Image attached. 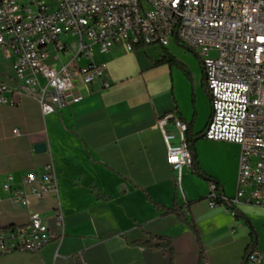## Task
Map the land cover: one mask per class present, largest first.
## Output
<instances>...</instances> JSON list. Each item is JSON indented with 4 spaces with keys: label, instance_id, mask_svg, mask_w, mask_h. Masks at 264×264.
Wrapping results in <instances>:
<instances>
[{
    "label": "crops",
    "instance_id": "0c3cea01",
    "mask_svg": "<svg viewBox=\"0 0 264 264\" xmlns=\"http://www.w3.org/2000/svg\"><path fill=\"white\" fill-rule=\"evenodd\" d=\"M92 59L107 63L102 77L56 113L43 115L32 95L0 104V179L20 185L53 162L65 216L59 242L53 195L28 209L0 190L4 227L26 225L35 209L55 234L38 251L0 253V264H245L250 248L264 255V206L211 208L212 181L168 162L157 120L171 113L188 122L198 166L226 194L237 190L240 146L203 137L212 106L201 58L173 40L95 47Z\"/></svg>",
    "mask_w": 264,
    "mask_h": 264
},
{
    "label": "built area",
    "instance_id": "2783aa9c",
    "mask_svg": "<svg viewBox=\"0 0 264 264\" xmlns=\"http://www.w3.org/2000/svg\"><path fill=\"white\" fill-rule=\"evenodd\" d=\"M177 41L202 60L212 115L203 137L236 143L237 190L223 192L211 182V208L264 206V0H0V50L12 58L13 75L0 79V104L32 95L43 115L83 98L107 69L92 59L95 47L111 50L135 44L166 47ZM85 60L86 62H82ZM168 162L180 172L193 167L189 124L175 114L157 120ZM18 132V130H15ZM7 199L28 209L46 194L58 201L56 239L65 236V216L53 162L27 172L20 185L0 179ZM55 236L46 217L29 212L24 226L0 221V253L38 251ZM245 264H259L255 248Z\"/></svg>",
    "mask_w": 264,
    "mask_h": 264
},
{
    "label": "trees",
    "instance_id": "16d2710c",
    "mask_svg": "<svg viewBox=\"0 0 264 264\" xmlns=\"http://www.w3.org/2000/svg\"><path fill=\"white\" fill-rule=\"evenodd\" d=\"M143 45H145V44L141 42V43H137V44H135V47H140V46H143ZM191 150H192V152H193V158H194V161H193V169H194V171H195L198 175H200L201 177H203V178H205V179H208V180H211V181H215L214 178H212L211 176H209L204 170H202V169L198 166V164H197L196 161H195L194 151H193V148H192V147H191ZM179 210H180L179 207H175V208H173L171 211L176 212V213H179ZM246 261H247V258H246Z\"/></svg>",
    "mask_w": 264,
    "mask_h": 264
},
{
    "label": "rangeland",
    "instance_id": "374dc122",
    "mask_svg": "<svg viewBox=\"0 0 264 264\" xmlns=\"http://www.w3.org/2000/svg\"><path fill=\"white\" fill-rule=\"evenodd\" d=\"M12 69V58L8 54H4L0 50V79L4 73Z\"/></svg>",
    "mask_w": 264,
    "mask_h": 264
},
{
    "label": "water",
    "instance_id": "95a60500",
    "mask_svg": "<svg viewBox=\"0 0 264 264\" xmlns=\"http://www.w3.org/2000/svg\"><path fill=\"white\" fill-rule=\"evenodd\" d=\"M45 148V145L43 143L36 144L35 150L36 151H41Z\"/></svg>",
    "mask_w": 264,
    "mask_h": 264
}]
</instances>
